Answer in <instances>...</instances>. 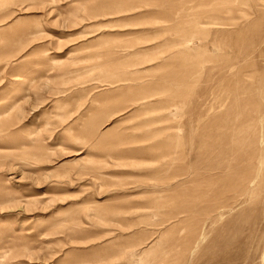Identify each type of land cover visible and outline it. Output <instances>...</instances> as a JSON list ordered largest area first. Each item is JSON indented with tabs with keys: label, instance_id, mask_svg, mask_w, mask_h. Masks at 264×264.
I'll return each instance as SVG.
<instances>
[{
	"label": "rangeland",
	"instance_id": "1",
	"mask_svg": "<svg viewBox=\"0 0 264 264\" xmlns=\"http://www.w3.org/2000/svg\"><path fill=\"white\" fill-rule=\"evenodd\" d=\"M0 264H264V0H0Z\"/></svg>",
	"mask_w": 264,
	"mask_h": 264
}]
</instances>
